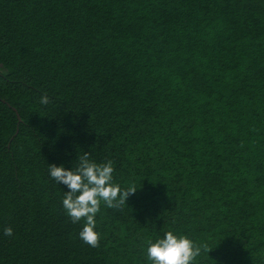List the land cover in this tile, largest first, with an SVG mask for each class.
Masks as SVG:
<instances>
[{"label":"trees","instance_id":"16d2710c","mask_svg":"<svg viewBox=\"0 0 264 264\" xmlns=\"http://www.w3.org/2000/svg\"><path fill=\"white\" fill-rule=\"evenodd\" d=\"M85 152L137 188L97 248L49 175ZM168 231L264 264V0H0V264H151Z\"/></svg>","mask_w":264,"mask_h":264},{"label":"clouds","instance_id":"9594fccd","mask_svg":"<svg viewBox=\"0 0 264 264\" xmlns=\"http://www.w3.org/2000/svg\"><path fill=\"white\" fill-rule=\"evenodd\" d=\"M41 105L53 103L52 99L44 94L40 97ZM114 165L111 160L97 163L89 159L85 152L78 157V164L73 169L49 164V175L59 184L67 186L68 191L62 200V206L72 223L84 221L79 238L88 246H100L102 235L96 230V216L103 203L107 208L122 209L130 194L137 188L130 185L122 189L113 183ZM5 236H12L13 229L5 227ZM207 245L201 246L184 235H176L172 231L165 233L163 238L154 242L147 241L146 258L151 264H195L202 252L209 253Z\"/></svg>","mask_w":264,"mask_h":264},{"label":"water","instance_id":"95a60500","mask_svg":"<svg viewBox=\"0 0 264 264\" xmlns=\"http://www.w3.org/2000/svg\"><path fill=\"white\" fill-rule=\"evenodd\" d=\"M18 120H19V122H18V124L21 122V117H20V115L18 114ZM16 133H18V129H17V132Z\"/></svg>","mask_w":264,"mask_h":264}]
</instances>
